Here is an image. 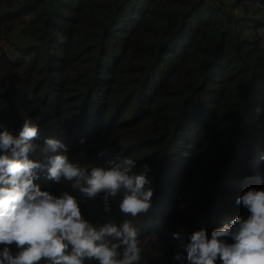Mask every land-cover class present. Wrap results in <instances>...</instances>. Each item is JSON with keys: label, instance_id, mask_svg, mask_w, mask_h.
Returning <instances> with one entry per match:
<instances>
[{"label": "trees", "instance_id": "1", "mask_svg": "<svg viewBox=\"0 0 264 264\" xmlns=\"http://www.w3.org/2000/svg\"><path fill=\"white\" fill-rule=\"evenodd\" d=\"M25 119L89 170L147 166L144 216L119 212L123 191L109 212L73 195L93 225L132 219L141 264H188L193 231L246 218L237 197L264 189V0H0V130Z\"/></svg>", "mask_w": 264, "mask_h": 264}, {"label": "clouds", "instance_id": "2", "mask_svg": "<svg viewBox=\"0 0 264 264\" xmlns=\"http://www.w3.org/2000/svg\"><path fill=\"white\" fill-rule=\"evenodd\" d=\"M39 136L31 119L18 135L0 130V264H141L145 249L132 219L152 206L148 167L138 172L137 161L125 156L89 170L70 158L61 140L48 137L40 145ZM44 170L48 179L69 188L58 195L41 190L34 181ZM77 191L85 199L100 198L105 212L111 210L110 198L123 191L119 212L132 219L93 225L73 195ZM236 203L247 209V217L213 229L210 238L203 227L193 231L188 264H264V189L250 188ZM174 259L182 260L181 253Z\"/></svg>", "mask_w": 264, "mask_h": 264}]
</instances>
